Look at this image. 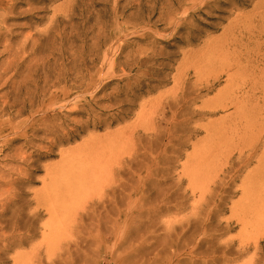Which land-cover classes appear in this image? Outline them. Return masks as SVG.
Returning a JSON list of instances; mask_svg holds the SVG:
<instances>
[{
	"label": "rangeland",
	"instance_id": "1",
	"mask_svg": "<svg viewBox=\"0 0 264 264\" xmlns=\"http://www.w3.org/2000/svg\"><path fill=\"white\" fill-rule=\"evenodd\" d=\"M0 264H264V0H0Z\"/></svg>",
	"mask_w": 264,
	"mask_h": 264
},
{
	"label": "bare ground",
	"instance_id": "2",
	"mask_svg": "<svg viewBox=\"0 0 264 264\" xmlns=\"http://www.w3.org/2000/svg\"><path fill=\"white\" fill-rule=\"evenodd\" d=\"M247 82V84H248V81H246ZM246 82H244V83H246ZM251 84H254L255 85V83L253 82V83H251Z\"/></svg>",
	"mask_w": 264,
	"mask_h": 264
}]
</instances>
